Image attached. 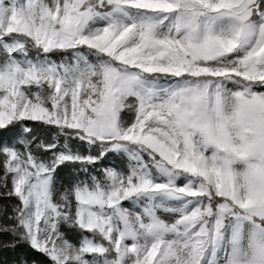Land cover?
Wrapping results in <instances>:
<instances>
[{
    "label": "snow or ice",
    "instance_id": "obj_1",
    "mask_svg": "<svg viewBox=\"0 0 264 264\" xmlns=\"http://www.w3.org/2000/svg\"><path fill=\"white\" fill-rule=\"evenodd\" d=\"M0 264H264V0H0Z\"/></svg>",
    "mask_w": 264,
    "mask_h": 264
}]
</instances>
